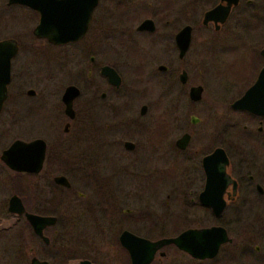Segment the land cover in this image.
Returning a JSON list of instances; mask_svg holds the SVG:
<instances>
[{
    "label": "flooded vegetation",
    "instance_id": "1",
    "mask_svg": "<svg viewBox=\"0 0 264 264\" xmlns=\"http://www.w3.org/2000/svg\"><path fill=\"white\" fill-rule=\"evenodd\" d=\"M12 8L28 12L36 20L35 26L38 24V14L29 7L8 4V0L1 6L0 2V10ZM33 29L31 36L50 47L84 46L82 54L87 55L90 65L87 77H95H91L92 101L80 109L74 108V102L81 92L76 86L68 85L79 91L71 106L73 118L64 114L61 96L68 86L63 89L61 134L58 125L51 123V141L36 138L45 144L41 169L37 173L19 174L32 180L27 185L25 199L16 195L24 212L52 218L53 223L44 226L38 236L23 214L8 212V199L15 194L7 199L9 216L15 217V221L23 220L16 248L28 256V264L31 258L49 264L37 257L40 248L60 255L58 264H67L75 256L78 257L75 264H100L90 256L97 249L88 241L97 236L115 240L124 255L120 264H131L128 251L119 243L123 232L150 241L169 238L161 237L159 204L145 205L143 196L148 181L160 185L163 176H170L168 174L172 175L173 186L166 198H174L177 205L196 207L212 221L209 226H187L188 215H182L179 220L185 223L175 220L174 227L183 230L171 237L188 229L218 226L230 240L220 245L213 258L203 260L194 259L173 245L167 246L172 248L171 263L186 264V260L187 264H206L226 248L233 249L229 257L235 258L238 240L231 238L232 229L239 230L242 223L253 226L252 223L264 222V216L254 210L257 199L261 201L264 197V115L232 107L256 83L264 67L262 1L96 0L87 30L77 42L52 45L35 38ZM248 36L253 49L249 55L238 56V43L246 41L243 39ZM4 40H13L17 45L12 62L18 54L19 43L13 38L0 42ZM232 59H244V63L250 64V70L238 81L223 75L226 73L224 60ZM114 60L120 65L113 64ZM11 62L2 110L8 100ZM147 63L152 69L148 74L158 77L156 102L131 104L129 96L135 97L136 91L124 87L122 71L130 69L147 76L144 71ZM210 63L219 64L218 70L211 74L203 72L204 81L198 80L205 64L208 69L204 71L213 69ZM104 69L116 73L118 85L108 81ZM216 83L222 85L209 89ZM197 88L198 95L193 96L191 91ZM24 94L30 98L35 96L32 89ZM69 131L73 132L71 138L67 135ZM218 150L225 156L224 172L232 183L220 182L218 158L203 166V159ZM103 153L108 155L103 157ZM141 153L142 160L139 159ZM69 173L77 180L74 188L65 176ZM56 177H63L68 187L55 183ZM206 189L223 190L224 206L216 217L198 200ZM132 201L141 202L143 208L134 209L133 204H129ZM68 210L76 214H63L62 211ZM175 223L179 224L175 226ZM259 228L264 229V225ZM254 233H257L256 228ZM252 241L251 236H246L247 243ZM165 248L155 252L150 264H160L166 257ZM258 249L254 246L256 252ZM101 260L105 264L114 261L105 256Z\"/></svg>",
    "mask_w": 264,
    "mask_h": 264
},
{
    "label": "rangeland",
    "instance_id": "2",
    "mask_svg": "<svg viewBox=\"0 0 264 264\" xmlns=\"http://www.w3.org/2000/svg\"><path fill=\"white\" fill-rule=\"evenodd\" d=\"M261 1L264 5V0ZM0 2L1 6H3L5 0H0ZM35 24V18L21 8L0 10V40L13 38L19 43L18 54L11 62V81L8 86V100L0 115V152L16 139L30 141L40 138L51 141L50 137L53 134L51 123L58 125L59 133L61 134L62 123L64 121L60 96L66 86L74 85L81 92L79 98L74 102L75 109L82 108L83 104L91 102L93 98L91 77L95 76L91 75L90 78L87 77V70L90 68V65L87 55L83 56L84 46L66 45L56 48L50 47L43 41L35 40L31 36V30ZM243 41L242 43H238V52L236 53L238 56L249 55L251 49H253L251 46L252 39L249 36L248 38H244ZM101 58L103 57L101 56ZM232 60H224L226 62V66L224 67L226 73L223 75L231 80L238 81L241 77L243 78L246 71L250 70V64L249 62L244 63V59ZM112 63L120 65L115 60ZM212 66H214L213 69L204 71L208 69V64H205L201 73L197 76L198 80L202 81V77H206V74L203 72L211 74V72L218 70L216 66H219V64L210 63V67ZM144 68L145 70H143L147 73V76L130 69L122 71L124 87L136 91L134 93L135 97L129 96L131 104H154L156 102L158 77L153 73L148 74V71L152 70L150 64L147 63ZM193 69L194 71L197 70L194 67ZM192 75L196 76V72ZM220 84L222 85V83L213 84L209 86V89L210 87L217 89ZM27 89H32L35 92V96L32 98L25 96L24 92ZM67 135L71 138L73 132L69 131ZM107 155L106 153L102 154L103 157ZM142 156V153L139 154L140 160L143 159ZM168 175L171 177L163 176L160 185H154V183L148 181L143 190V196H145L146 200L145 205L158 203L160 206L159 211L161 212L162 220L161 237H171L178 231L183 230V228L175 230L174 221L179 220L180 216L185 214L188 215L187 226L194 224L209 226L212 224V221L208 220L205 215L204 217L203 212L198 208L177 205L173 200L174 198H166L171 193L169 189L173 186L172 175ZM65 176L74 188L77 182L75 175L69 173ZM31 181L25 175L16 176L10 173L0 163V264H28V256L16 248L20 242L19 232L23 220L18 218L15 221V217L9 216L6 211V202L12 194L20 196L16 191L22 193V198H26L27 185ZM260 200L257 199V205L254 206V210L256 214L264 216V197L260 198ZM130 203L133 204L132 207L134 209H142L144 205L141 202L132 201ZM151 207L154 206L151 205ZM62 212L66 215L76 214V211L73 212V210ZM179 222L183 224L185 220H179ZM178 224L175 223V226ZM14 225L15 227H13ZM245 225V223H242V227L239 230L238 228L232 229L231 233V238L235 239V241L238 240V255L235 258L229 257L233 249L228 248L230 251L226 248L227 250L225 249L220 252L213 261L206 264H264V229L259 228V225H264V222L258 221L255 224L252 223L253 226ZM255 228L257 229V233H254ZM246 236L253 238L250 244L246 242ZM88 241H90L94 249H97L94 252L95 254L90 253V256L95 261L105 264L101 260L105 256L114 260L112 261L113 264H120L124 255L115 244V240H111L110 238L103 239L97 236L89 238ZM254 246H258L257 252L254 250ZM164 251L166 257L161 259L160 264H172V248L166 247ZM36 253L37 257L45 259L49 264H58L61 260L60 255L53 250H42L40 248L37 249ZM76 258L78 257H73L72 261L67 262V264H75ZM183 260L182 262H184ZM185 262L187 264L186 260Z\"/></svg>",
    "mask_w": 264,
    "mask_h": 264
},
{
    "label": "water",
    "instance_id": "3",
    "mask_svg": "<svg viewBox=\"0 0 264 264\" xmlns=\"http://www.w3.org/2000/svg\"><path fill=\"white\" fill-rule=\"evenodd\" d=\"M96 0H8V4H20L29 7L39 16L38 24L33 29V36L44 39L52 45H64L79 41L87 30L90 13ZM17 52V45L13 40L0 42V113L7 96V85L10 80V62ZM264 56V49L261 51ZM103 73L113 85H118L119 78L111 69H104ZM199 89H193L191 93L197 96ZM29 94H32L30 91ZM79 91L74 86L64 89L61 102L64 105V114L73 118L72 102L78 96ZM264 67L254 85L232 107L237 110L247 111L256 115H264ZM45 152V144L40 139L32 141L14 140L0 153V162L12 172L18 174L37 173L42 166ZM220 160L218 175L223 184L232 183L224 172L226 159L221 151H215L211 156L203 159V166L207 162ZM206 173L208 170L206 169ZM55 183L68 187L63 177L54 178ZM218 182V181H216ZM223 190H204L198 200L201 205L209 207L216 217L221 212L224 203L221 199ZM8 212L14 215H24L25 220L33 227L34 233L41 236V229L53 223L52 218L37 217L24 212L23 205L16 195L8 199ZM225 231L218 226L202 229H188L177 237L160 238L155 241L137 238L123 232L119 236L120 245L125 248L131 264H150L156 251L173 245L178 250L185 252L190 257L198 260L213 258L220 245L229 242ZM163 255V253L161 254ZM30 264H47L30 259ZM78 264H90L80 262Z\"/></svg>",
    "mask_w": 264,
    "mask_h": 264
},
{
    "label": "trees",
    "instance_id": "4",
    "mask_svg": "<svg viewBox=\"0 0 264 264\" xmlns=\"http://www.w3.org/2000/svg\"><path fill=\"white\" fill-rule=\"evenodd\" d=\"M17 176H21V175L18 174ZM16 193H18V194H20V196H22V193H21V192H17V191H16Z\"/></svg>",
    "mask_w": 264,
    "mask_h": 264
}]
</instances>
